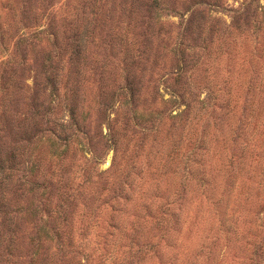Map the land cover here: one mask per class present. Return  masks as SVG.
I'll return each instance as SVG.
<instances>
[{"label": "rangeland", "instance_id": "rangeland-1", "mask_svg": "<svg viewBox=\"0 0 264 264\" xmlns=\"http://www.w3.org/2000/svg\"><path fill=\"white\" fill-rule=\"evenodd\" d=\"M243 1L0 0V264H264V0ZM41 204L66 254L33 257Z\"/></svg>", "mask_w": 264, "mask_h": 264}, {"label": "trees", "instance_id": "trees-1", "mask_svg": "<svg viewBox=\"0 0 264 264\" xmlns=\"http://www.w3.org/2000/svg\"><path fill=\"white\" fill-rule=\"evenodd\" d=\"M248 0H244L243 3L241 5H247L250 6L251 3L253 2V0H250V2H247ZM28 184H34V183H30V181H27ZM2 183H0L1 185ZM43 191L40 193L41 197H44V189H42ZM46 200V199H45ZM41 210L42 212L45 214V219L43 220L40 217V220L42 219V226L39 228V234H38V230L35 231L33 233V235H36V242L37 245H39L41 243L40 246L36 247L34 250V253H32L33 257L36 256L38 254L37 250L44 244L47 243H52L53 240H55L58 244H54V246H57L56 249L58 250L59 253H65V250L68 248L67 246H64L62 243V232H61V228L60 227H54V228H49L48 227V219L51 217V215L49 214L50 212L46 209V206H44L43 204H41ZM62 219L64 220V217H62ZM3 221V214L0 213V224H2ZM64 222V221H63ZM1 241V240H0ZM55 248V247H54ZM66 256V255H65Z\"/></svg>", "mask_w": 264, "mask_h": 264}]
</instances>
